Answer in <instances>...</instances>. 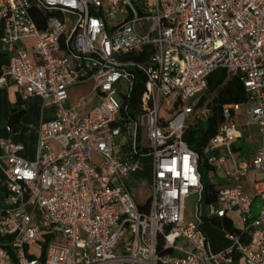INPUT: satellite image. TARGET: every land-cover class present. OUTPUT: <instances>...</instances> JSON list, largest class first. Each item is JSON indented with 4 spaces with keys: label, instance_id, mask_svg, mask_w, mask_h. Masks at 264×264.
Segmentation results:
<instances>
[{
    "label": "built area",
    "instance_id": "built-area-1",
    "mask_svg": "<svg viewBox=\"0 0 264 264\" xmlns=\"http://www.w3.org/2000/svg\"><path fill=\"white\" fill-rule=\"evenodd\" d=\"M141 8L133 0H0L1 42L11 53L0 86L13 79L22 93L56 107L39 126L34 160L19 155L21 142L0 139L8 191L0 231L17 232L11 244L20 264H264V0H142ZM28 38L35 60L17 48ZM219 69L240 79L248 100L222 106L224 121L198 151L185 131L207 121L210 108L199 102ZM88 80L97 103L83 95L67 105L70 87ZM164 105L174 107L169 119ZM239 114L262 134L253 158L232 145L243 137ZM148 156L152 189L141 205L126 179ZM203 161L234 182L218 187L210 215L238 211L244 224L226 229L232 244L220 252L202 229ZM190 194L199 196L196 224L185 217ZM45 230L64 243L50 244L44 263L29 260L25 244ZM0 264H15L1 242Z\"/></svg>",
    "mask_w": 264,
    "mask_h": 264
},
{
    "label": "crops",
    "instance_id": "crops-1",
    "mask_svg": "<svg viewBox=\"0 0 264 264\" xmlns=\"http://www.w3.org/2000/svg\"><path fill=\"white\" fill-rule=\"evenodd\" d=\"M3 33H4V27L0 23V69L7 67L10 63V58H11V53H9L3 48V44L1 42V36L3 35ZM34 44H35V39L28 38L25 40L24 44L18 45L17 48L26 49L30 53V55L33 57V59L35 60L34 48H33ZM81 84L75 85V86H81ZM73 87L74 86L70 88H73ZM80 96H83V95H80ZM85 96H88L90 106L95 105L98 101V93L95 91L93 92L91 91ZM16 108L24 110V113L20 117V120L16 124L15 128L13 127L11 128L10 117H11L12 111ZM55 116H56V107L54 105L49 104V103L45 104L41 96L22 93L19 90L18 85L13 79L8 78L7 82L3 86H0V139H10L15 142H21L23 144V149L20 150L18 153L20 156L24 157L25 159L34 160L36 158L37 137H38L39 126L41 122L49 121L55 118ZM124 144L125 143L121 145V148L119 150V157L121 159H125L129 155V151H130V143H128L127 146H125ZM53 145L56 146V144L54 143ZM0 154L2 155L5 154V150L1 145H0ZM240 154L242 156L241 151H240ZM94 158L98 161L101 160V157L98 154H95ZM144 158L145 157L142 158L143 163L140 168L146 166V162H144ZM1 164L5 165L6 164L5 160ZM227 167H231V161L227 162ZM140 168L127 177L126 181H127L128 186H129L128 180H132V178H134L133 175L135 174L136 176ZM258 176H259L258 172L255 171L253 178L258 177ZM152 181H153V178H152ZM251 182L252 180H248V179L244 181L247 187H250ZM151 189H152V185H151ZM151 189H150V193H151ZM7 192L8 191H7L6 183L4 181V173L0 166V205L4 203ZM148 200L144 202L143 205H145L148 202ZM201 209H202V205H201ZM234 212L235 211L230 212L227 216L231 218L232 221H233L232 214ZM210 220L213 223H215L214 220L218 221L221 219L214 218L210 215ZM206 223L207 222L205 221L204 224ZM233 224H234V221H233ZM221 227L225 228L224 226H221ZM207 229H208L209 235H212L213 237V244H214L213 251L214 252H220L228 247V244L226 243L224 244L217 243V237H216L217 234H216V231L214 232L213 228L207 227ZM42 234L44 233L42 232L41 235ZM10 240H11L10 235L8 233L0 231V242L6 244L10 259L15 264H20L18 256H17V251L14 248V246L11 244L12 242H10ZM36 243L37 242L33 244H29V243L25 244L26 256L29 260H39V262L44 263L46 257H44L43 254H41L38 251V249L36 248Z\"/></svg>",
    "mask_w": 264,
    "mask_h": 264
},
{
    "label": "rangeland",
    "instance_id": "rangeland-1",
    "mask_svg": "<svg viewBox=\"0 0 264 264\" xmlns=\"http://www.w3.org/2000/svg\"><path fill=\"white\" fill-rule=\"evenodd\" d=\"M133 2L138 5L139 9L142 10V0H133ZM152 8H147V12H152ZM149 24V22L147 23ZM95 87L94 80L85 81L81 86H74L69 89V102L67 105L71 103H75L80 95H87L89 92H93ZM209 99L213 97L212 94L208 95ZM209 102V100L207 101ZM161 115L165 116L167 119L171 118L174 115V107L164 105L161 109ZM238 124L243 132V137L236 139L232 142V145L236 148L237 151H241L243 157L253 158L257 153L259 146L262 143V134L260 132V128L256 124H247L245 118L239 114L237 116ZM207 121H199L194 124L191 123V127L193 129H197L200 127H206ZM124 131H128L127 128H124ZM126 133L121 137L123 140L126 139ZM125 146L128 143L124 144ZM203 157L206 156L204 152ZM144 162H146V166L140 168L138 173L133 175L134 178L132 180H128L129 186L133 192L135 199L143 204L150 197V189L153 178V164L152 158L150 156L144 158ZM201 171L203 172V181L206 183L215 184L216 187H225L233 185L234 182H231L229 178L226 176L225 169L218 167L217 169H210L207 167L206 162L203 161L201 164ZM255 172L249 173L247 176L248 180H253ZM199 202L198 194H190L185 198V217L187 223L196 224L198 222V217L196 215L197 212V204ZM213 205L212 203L202 202L201 215L204 217L207 222L202 226L203 231L205 232L210 249L213 251V237L209 235L207 227H211L216 231L217 234V243L218 244H228L230 246L232 241L228 237V230L219 226L216 223H213L210 220V211H212ZM234 226L237 228L244 227V224L241 220V216L238 211H235L233 214ZM37 240L36 248L38 251L46 257V252L50 244H62L64 243V238L61 233H53L50 230H45ZM10 235V242H13L16 238L17 232L8 233ZM233 264H245L244 261H235Z\"/></svg>",
    "mask_w": 264,
    "mask_h": 264
},
{
    "label": "trees",
    "instance_id": "trees-1",
    "mask_svg": "<svg viewBox=\"0 0 264 264\" xmlns=\"http://www.w3.org/2000/svg\"><path fill=\"white\" fill-rule=\"evenodd\" d=\"M34 16L39 27H44L45 20L41 19L36 13H34ZM144 81V75L140 73L137 83L138 94L143 92ZM209 94L213 95L211 99L208 97ZM208 100L209 102H207ZM247 100L248 94L239 78L230 77L225 69H219L212 73L208 79V89L199 102L200 105L207 103L210 108L206 122L207 125L205 128L200 127L197 129H193L190 126L185 131V138L189 142L190 146L198 151H202L209 139L216 133L219 125L224 121L222 106L231 102L244 103ZM23 113L24 110L17 108L12 111L10 117L11 128H15ZM206 165L210 169H215L214 166L208 164L207 162ZM203 184V201L206 203L215 202L217 200L218 187H216L215 184L206 183L204 181ZM214 222L218 223L220 226H224L226 229L239 230V228L234 226L232 219L229 217L221 218V220L218 221L214 220Z\"/></svg>",
    "mask_w": 264,
    "mask_h": 264
}]
</instances>
